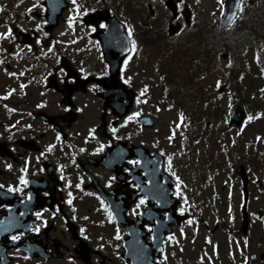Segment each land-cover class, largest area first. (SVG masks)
<instances>
[{"label": "flooded vegetation", "instance_id": "af4514ba", "mask_svg": "<svg viewBox=\"0 0 264 264\" xmlns=\"http://www.w3.org/2000/svg\"><path fill=\"white\" fill-rule=\"evenodd\" d=\"M136 5L92 0L87 13L96 14L76 17L74 31L61 33H48L14 7L2 16L0 28L16 38L3 57L10 76L0 57V88L7 91L0 97V264H132L126 244L134 238L135 244L150 243L153 230L163 234L154 226L159 218L168 226L170 264H191L189 252L197 255L191 215L184 220L183 213L189 210L190 177L168 163L166 175L150 174L157 141L142 117L157 123L159 105L136 79L138 55L175 36L165 32L166 15L144 21L133 14ZM106 12L131 32V52L117 80L95 35L107 26ZM25 27L34 35L33 53L15 46ZM142 145L150 150L145 160ZM169 150L161 149L165 159ZM109 201L126 209L127 223L116 222ZM149 208L156 216L142 220Z\"/></svg>", "mask_w": 264, "mask_h": 264}, {"label": "rangeland", "instance_id": "374dc122", "mask_svg": "<svg viewBox=\"0 0 264 264\" xmlns=\"http://www.w3.org/2000/svg\"><path fill=\"white\" fill-rule=\"evenodd\" d=\"M158 1L163 5V0ZM245 1L248 2V0H244V2ZM7 2H9V0H0V15H4L5 13L7 14L8 8L13 7L11 3ZM224 2L225 0H223L222 3L221 0H193V5H189L192 10V18L196 21L195 25L190 27V31H203L204 34L202 40L205 47L201 57L195 49H191V45L195 43V39L191 38L188 42L189 44H186L185 38L180 36L176 39L178 41V46H182L180 51L176 48H173L168 52H165L162 48L159 50H153L151 47L147 48L143 53L144 58H138L139 62L137 64V70L143 73L142 78L146 80L144 83L149 82L151 87L150 91L155 96L156 102H160L162 106L164 104V107L161 110L163 113H158L157 128L160 135H169L170 140L172 141V150L176 151L178 158L182 162L185 161V157L180 156V152L184 149L182 141H184L186 148H190L189 151L192 154V161L188 164L190 165L189 172L192 175V185L196 188V185H198V188L203 191V197L207 199L215 189L220 191L224 202L230 199V197L227 196V186L231 184L229 175H231L233 170L229 164L224 170H222L225 171V174L221 176V178L214 180V183L210 187L203 188L198 182V178L201 181V176L223 173L216 171L215 169L213 171V166L215 165L217 153L226 147V142H228L226 136H230L235 132L234 135L241 138L244 147H241L242 145H237L234 139L229 141L232 145H234V142L236 143V145L232 147L233 152L231 153V157L239 154L238 159L241 158L242 161L236 162L235 166H239L241 163H244L245 165L247 164V166H249L248 170L252 180L259 178L263 182V185H260L257 181H255L254 185L251 184L250 189L252 188V190L250 191V203L254 211L258 212L260 209L264 211V95H261V98L255 101L250 100L253 93H264V57H256L253 52L255 50L239 45L238 42L244 41L240 39L241 37L237 38V35L245 32L246 29L252 30L255 33L256 31L261 30L257 35H262L264 37V22L256 26L249 20L248 27H245V31L239 30V34L232 33L233 29L237 25L231 30L226 31L225 35L221 36V40L218 41V43L223 44L227 42L230 44L232 42L237 47L236 50H233V47H231L227 56L224 57L221 53L216 54L214 51H209L207 48V41L208 39L214 40V32H218L219 30L218 24L222 16L221 10ZM259 2L260 1L258 0L254 1L253 5ZM28 3L29 2H26L25 5ZM17 5L18 7L16 6V9H18V12H21L20 2H18ZM180 9H184V4L180 7ZM33 10L34 12L32 11V15H35V11L41 13L40 7H34ZM258 11V13L264 14V10ZM245 12L248 16L251 13H257L255 12V9L251 7L246 9ZM163 14H165V11L161 10L160 15ZM166 16L168 17V20L171 19V12L168 11ZM244 19L245 13L241 12L239 18L236 20V24H241ZM197 27L201 29H196ZM205 31H209V33L206 34ZM245 33L249 37L246 39L247 41H251L253 37L257 36L248 32ZM207 36H210L211 38ZM182 55L189 57L191 61L190 64L184 66V73H181V78L188 76L187 71H190L194 66L202 69L208 68L204 74L203 72L199 73L201 79L195 82L194 86L190 84L189 86L180 88L183 96L188 98V101L190 100L189 93L193 91V88L196 85L199 86L202 84L206 87L208 95H213V100L211 101L209 98H204L203 106L202 102L196 104L201 108L199 111L210 110V108H222L226 110L224 113H227L228 108L233 104H230L232 97H241L244 102L245 100L248 101L250 110L252 111L250 115L251 119L247 120L242 127H236L240 136L236 134V131L233 129L231 132L228 122L220 118L222 113H218L222 109H218L215 112H202L199 115L193 114L192 117L194 120L197 118L196 121L192 124H187L186 122L182 123V121H180L181 117L179 115L177 117V112L180 107H167V101L160 95L158 82L159 80L173 79V77L176 76L175 72L177 71L179 64L182 62ZM235 62L241 63L245 68L250 66L249 74H247L246 77H242L236 70L230 69V65ZM157 67L160 68L158 72ZM0 74H2V71H0ZM221 84H226L227 89L225 92L220 94L218 92V88ZM0 89V92H3L4 88L2 87ZM208 102L212 103L209 104ZM257 111H261L262 113L256 114ZM187 112L190 114L188 109ZM193 125L195 126L193 127ZM154 128H152V134H154ZM236 146L238 147L237 149ZM239 148L242 150L238 151ZM256 157L258 159H255ZM236 185L238 192L239 183L237 180ZM214 207L216 208V211H218V209H220L221 212L226 211V209L221 207L220 203L217 201L214 203ZM210 209V212H204L205 217L209 220L208 222L205 221V223H208L210 228L207 231L205 225L202 227L199 241L205 240V235L208 234L215 226L217 231L215 230L216 233L212 234L211 237L218 238V240L220 239L224 245L223 257L220 258L217 263L233 264L230 260L235 261L234 258L229 257L228 255L225 256L227 249L226 240L228 238V229L231 226H235L236 222L238 223V218L236 216L237 220L235 225L234 223L230 224V222H224L223 226L220 225L221 228H219L216 224L223 219L218 218V214L215 213L213 207L210 206ZM238 216L239 225H241V212H238ZM250 228L249 234L251 235V239L242 240L241 245L244 251L250 250L251 256L249 264H264V258H262V253L264 252V219L258 220L257 217L253 216ZM190 245H192V243H190ZM248 254L249 253L243 255ZM191 255L196 258L194 252L191 254L189 252V256ZM240 262L241 264L246 262V257L244 260H240ZM192 264L197 263L194 261Z\"/></svg>", "mask_w": 264, "mask_h": 264}, {"label": "trees", "instance_id": "16d2710c", "mask_svg": "<svg viewBox=\"0 0 264 264\" xmlns=\"http://www.w3.org/2000/svg\"><path fill=\"white\" fill-rule=\"evenodd\" d=\"M264 2V1H262ZM257 9H263L264 8V3L261 5V6H258L256 7ZM255 12H259L258 10H255ZM254 15V17H252L250 19V21L252 22V24H255L256 26L258 25L259 21L257 18V15L255 13H252ZM256 15V16H255ZM249 25V21L245 20L244 22H242L239 26H238V30H243L245 31V27H248ZM250 31L251 34H254V35H257L258 32H260L261 30H258L256 31V33L252 30H248L246 29L245 32H248ZM245 32H242V34L238 35V38H243L244 35H247ZM209 33V32H208ZM206 33V34H208ZM215 36V35H214ZM258 36V35H257ZM203 37V36H202ZM207 37H210V36H207ZM258 37H261V36H258ZM195 38L197 39L195 41L194 44L191 45V49H195L196 52H198V55L201 57L202 55V52H203V49L205 47L204 43H203V40L202 38L199 36V34H195ZM211 38V37H210ZM240 38V39H241ZM173 46H176L175 44ZM176 47L179 48V46L177 45ZM233 47V50H236L237 47L235 46L234 43H223V44H219L218 41L216 40V37L214 40H210L208 39L207 41V48L209 51H214L216 52V54L218 53H223V52H226V51H229L230 52V48ZM182 62L179 64V67L177 68V71L175 72L176 76L173 77V79L169 80V82L173 85V86H181V87H184L183 84L179 85L178 84V81H186V83H189V84H192V86H194V83L196 80H199L201 79L199 73L200 72H203V74L208 70V68L206 69H202L200 67H196L194 66L193 68H191L190 71H187V74L188 76L186 77H182L181 78V73L183 74L184 73V66L185 65H188L190 64V61L191 59L189 57H185L184 55H182ZM231 70H236L237 73H240L242 70H244L246 72V69L244 67V65H242L241 63L239 62H235L234 63V66ZM193 95H196L197 99L200 98V100H203L204 98L206 97H202L203 95H205V92L202 88L200 87H197L193 92H192ZM210 98V97H209ZM239 99H243V98H239ZM199 100V101H200ZM252 101H255V100H252Z\"/></svg>", "mask_w": 264, "mask_h": 264}, {"label": "water", "instance_id": "95a60500", "mask_svg": "<svg viewBox=\"0 0 264 264\" xmlns=\"http://www.w3.org/2000/svg\"><path fill=\"white\" fill-rule=\"evenodd\" d=\"M239 2H240V0H227V4L225 7V16H224L222 24H221L222 28L229 25L232 22V20L234 19L235 15L237 13V10H238ZM61 12H62V10L60 11L57 8L51 6L49 8V13H48L50 20L56 18L58 15L61 14ZM55 23L57 24V22H55ZM172 31H173V27H172ZM244 115H245L244 108L240 104V105H238L235 112L233 113L232 120L233 121L236 120V121L240 122L244 118Z\"/></svg>", "mask_w": 264, "mask_h": 264}, {"label": "snow or ice", "instance_id": "6c2138e0", "mask_svg": "<svg viewBox=\"0 0 264 264\" xmlns=\"http://www.w3.org/2000/svg\"><path fill=\"white\" fill-rule=\"evenodd\" d=\"M72 2H73V4H75L76 3V0H72ZM223 2V0H221V3ZM102 27H103V25H101ZM11 34V29H9V33H8V35H10ZM129 35H131V32H129ZM136 115H138V114H136ZM132 117H130L129 119H131ZM249 119H251V117L249 118ZM113 131H115V130H113ZM49 150H51V149H49ZM132 163H137L136 161H133ZM22 183H24V184H27L28 183V181L27 180H24L23 178H22ZM69 203H71V201H69ZM140 203L141 204H143L144 203V201L143 200H141L140 201ZM39 215V214H38ZM13 239L15 240V239H18V237H13Z\"/></svg>", "mask_w": 264, "mask_h": 264}]
</instances>
